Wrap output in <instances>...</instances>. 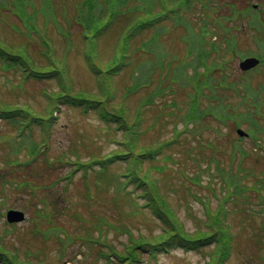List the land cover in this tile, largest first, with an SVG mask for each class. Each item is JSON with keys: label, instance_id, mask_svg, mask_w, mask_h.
Listing matches in <instances>:
<instances>
[{"label": "rangeland", "instance_id": "rangeland-1", "mask_svg": "<svg viewBox=\"0 0 264 264\" xmlns=\"http://www.w3.org/2000/svg\"><path fill=\"white\" fill-rule=\"evenodd\" d=\"M41 1L31 0L33 5L28 6L27 11L32 13L33 10L38 9L41 6ZM63 1L68 5L67 10L71 14L73 12L72 2L75 0H55L53 1L55 9L59 10ZM248 1L261 2L263 0H237V3L243 6L247 5ZM259 4L264 7V3ZM47 9L45 5L43 10ZM227 10L228 7L225 8V11ZM262 19L264 21V14ZM243 22L247 23V18ZM27 28L28 20L21 22L10 11L0 7L1 40L10 43L13 47L18 46L23 49L27 47L30 54L34 56L35 63L43 64L45 58L40 57L38 52L41 49L44 50L45 47L35 34L32 35V38H28L29 35L25 33ZM241 32L242 30L237 28L240 47L244 50H255L256 45L247 37L248 34H244V31L243 34ZM52 39L55 45L62 49L57 44L55 36ZM74 42L79 47L81 46L80 37L79 35L76 37L75 33ZM167 45L171 52L179 54L181 60L186 58L183 56L186 48L180 44L177 34L171 35ZM79 58H72L70 75L77 88H86L93 83ZM1 66L0 63V102L19 106L27 104L35 112L48 113V99L42 92L44 89H55L54 83L34 80L23 82V75L18 70H6L2 69ZM232 66L233 74L242 75L237 72V62H233ZM246 76L250 80L249 90L251 87L255 88L258 83L264 82V78L257 73ZM246 76L242 75L240 79ZM172 84L179 87L178 81H173ZM166 90L168 91L167 94L162 97V103L165 102L166 104L165 108L160 110V103V106L151 107L146 113V120L149 123H156V125L147 132L143 140L154 143L157 139H171L172 136L176 135V131L172 132L174 123L177 124L179 135L173 138L174 147L172 146L167 150L163 149L160 156L154 161V165L166 167L165 174L154 171H151V174L164 187L163 191L168 197V201L174 206L187 231H193L205 220L206 205L209 210L214 211L218 204H225L228 209L226 221L233 227L236 236L233 258L226 264H263L260 257H264V245L259 243L255 236L258 225L263 220V215L254 213L253 209L258 210L262 207L264 190L259 189V185L254 186V177L250 180L244 175L245 173L249 176L250 174H264V157L261 155L264 153V147H261L264 145V141L260 143L258 138V142H254L252 138L247 136L239 141L244 149H235L234 142L240 138H236L234 119L231 118L224 125L218 119L221 123L219 125L211 115H206L201 119L203 122H199L196 126L197 120H193L195 117L191 118L188 128L185 130L179 121L184 112L179 108V104L183 103L185 99L184 94L171 95L169 89ZM226 100L228 101L227 104L230 105L236 106L240 103V97L235 92H230ZM173 101L176 104L175 108L169 106V103ZM202 101L204 106L209 102L207 97H204ZM130 102L131 108H133L136 100ZM249 103L248 101L245 106ZM262 110L264 113V105H262ZM227 113L234 116L232 108H229ZM56 115L55 123L45 132L34 127L21 133V130L16 129L10 123L0 120V168L3 169L0 176L6 178L8 180L7 185H9V187L6 186L5 190L0 191V243L22 258V261L34 264L36 262L74 264L70 261L72 259H75L77 264H113L103 260L100 256L101 248H98L97 244L94 243L100 240L99 230L101 228L103 242L121 249L131 237L157 235L160 232L159 223L154 218L147 216V209H143L145 211L137 209L117 195L105 196L106 202L112 204L109 205L108 211L103 212V196L93 186L94 178L89 179L91 191L96 194V198L93 200H83L85 192L83 182L68 187L66 192L63 191V186L58 184L59 174L63 172L58 158L64 157L74 150H77L81 157H87L88 152L104 154L118 147V145L117 142L105 138L103 130L100 129L101 124L93 116H81L78 111L63 105L60 106L59 110L54 111L53 116ZM257 123L259 129L264 130L262 116L257 117ZM203 125L207 128H203ZM221 126L225 128L222 127L218 134L223 139L215 141V144H212L213 148L207 147L209 146L207 145L208 140L214 143L215 130ZM241 128L246 129V126L242 125ZM261 137L264 138V135ZM38 141L44 143L40 152L34 158L32 156L27 157L29 146L33 142L38 143ZM198 141L206 145L203 150L197 148ZM256 144L260 145L262 151L255 146ZM188 152L190 153L189 156ZM205 154H208L212 160L208 159ZM168 156H172V160L169 161ZM52 161L53 164L50 166ZM21 163L26 164L22 165ZM148 164L149 162H145V168L148 167ZM117 169H122V165L116 164L112 167V170ZM182 171L185 174L195 175L197 182L195 181L194 185L191 186L190 191L196 193L197 199L185 194L189 184L185 182ZM235 172L239 177H244L242 183L255 188L243 189L241 194L236 196L237 202L232 200L234 196L227 191V174ZM81 174V172H77L73 181L82 179ZM55 181H57V188L51 191L45 190L46 185ZM24 182L34 189V196L31 194L32 189L17 190L11 186V184L17 185ZM172 189L177 190V192L172 191ZM53 192L56 196L54 195L52 198L49 195ZM57 196H64L66 199L62 202ZM115 196L119 198L117 205L113 204L116 199ZM56 201H58L57 204ZM63 206L66 208L64 209ZM8 209L24 211L27 220L17 225H6L5 213ZM38 210L52 213L53 225L40 219L37 216ZM79 213L82 214L84 223L77 226L73 218ZM102 213L113 222L112 229L105 226ZM52 226L59 228L60 232H56L54 236L47 238L46 234ZM260 237L263 239L264 236L260 235ZM28 250L31 251L26 253ZM40 250H42L40 256L33 258V254ZM60 251L62 254L59 253ZM210 251L211 249L208 248L191 252L176 249L158 255L152 263L145 260L146 257L143 255L141 258L144 259V264H210ZM44 253H46L45 258ZM61 255L63 257H60Z\"/></svg>", "mask_w": 264, "mask_h": 264}, {"label": "trees", "instance_id": "trees-1", "mask_svg": "<svg viewBox=\"0 0 264 264\" xmlns=\"http://www.w3.org/2000/svg\"><path fill=\"white\" fill-rule=\"evenodd\" d=\"M8 1L11 4L15 0ZM199 1L202 6V8L200 7V10L202 9L200 11L202 14L200 19L201 23L208 24L210 19L208 4H210L211 1ZM127 2L128 0H80L79 3L75 5L76 7L71 17L68 16L64 10L62 11V16H67L68 20L75 23L78 22L80 34L83 38L82 42L85 47L81 52L82 59L87 70L94 79L92 89H76L73 82L69 79V76H67L66 60L61 59L56 54H54L55 57H48L45 55V58H48V60H46L45 65L47 70L44 71H40L36 67V64L30 56L27 57L20 51H15L13 49L12 51L0 47V62L7 66H20L22 74L26 75L27 78H34L36 80L54 79L59 89L53 93V100L80 109L84 113L93 111L104 123L121 131L122 140L119 142L120 150L113 151L104 158H101V171H105L106 168L117 161L125 163V173L122 176L127 183L135 187L139 194L137 198L144 199L143 203L150 208V211L152 210L156 218L160 220L162 226L161 232L156 237H153L152 241L141 237L135 239L131 246H128L120 253L114 251L112 254L119 257L124 264H136L137 261L135 260H137V256L135 251L138 249L148 250L150 255L154 256L157 253L168 252L174 248L199 250L208 247L211 248L210 264H225L230 260L235 251L233 248L236 238V236L232 234V227L225 219L226 211L220 207L214 212H211L210 219L208 218L205 222V227L203 229H197L194 232H188L184 229L183 224L176 215L174 206H171L161 185L159 186L158 180L151 177L149 171H143L141 169V165L144 162L152 160L157 153L161 152L163 147H166L170 143V141L155 147L140 145L139 139L145 134V130L143 129V114L146 105L144 107L138 106V108L136 106L135 109H131L129 106L132 96L137 95L135 92L139 88L147 84L150 85L154 79L160 80L163 75L166 76L168 72L175 75L179 81L184 79L185 72L182 73V68L184 69L185 64H181L180 62L177 63L179 60L177 54L169 53L164 44L166 35L173 31L167 29L162 23L167 15L172 14V21L174 24L186 30L183 39L188 43V50L194 54L193 58L197 61L196 66L201 64L206 65L209 53L211 52L212 54L214 51H218L219 48L214 43H207L200 39L199 33L196 32L193 23L190 22L187 17L188 13L192 12L194 9L193 1L146 0L143 11L135 14L137 12V10H135L134 13H131L132 15L125 16L123 8L126 6ZM16 4L17 7H20L25 5L26 2L21 0V2H16ZM145 10H148L150 14H155V17H150L148 19L144 18ZM46 11L49 15L54 17L53 19L57 18L53 8L52 10L49 8ZM18 12V14L21 13V11ZM36 12L37 11L34 10L35 15ZM44 16L46 17V15ZM115 19L121 20L116 42L111 47L110 52L103 51L98 41L103 35L107 32L110 34L115 28L117 24L116 21H114ZM222 20V18H217L215 22L220 24ZM68 24L61 27V35L70 36ZM251 25L257 29L258 33V35H255L253 38L256 39L259 35L264 34V26L258 27L255 22H252ZM150 32L151 34L149 35ZM230 39L226 37V52L233 54V50L235 49V38L232 37ZM256 42L259 43L260 38H257ZM261 42L264 45L263 38ZM66 55L67 54H65V56ZM103 60L105 62H103ZM212 65L213 63L210 65L207 63L206 68L203 70L204 80L196 81V83L193 82L190 89H187V91L181 89V91L186 94L189 100L190 110L193 111L196 117H203L205 113L216 114L217 116L224 113L221 120H226L227 112L225 109L233 108L235 105L226 103L227 105L225 104L223 107L218 106L220 108H215L209 104L203 109L201 101V98L204 96L203 89L206 85L210 84L212 90V93L209 92L211 94V100L217 99V101L223 105L225 99L220 97V91L226 87L236 88L238 85H241V82L239 83L237 78V80L231 79V75L227 74V69H229L230 66L226 63L221 66H215L225 73L218 77L213 76L221 72L216 71ZM260 72L261 75L264 76V68ZM196 76H194V79ZM115 81L118 82L115 83ZM119 85H122V89L117 91ZM242 85L246 88L243 90L244 97L242 100L246 101L247 97L250 98L252 103L256 105V112L261 115L260 109L261 106L264 105V83L258 84L255 88L251 87V90H249L248 87V85L251 86L250 82L247 83L245 80ZM218 86H220V90ZM164 90L165 88L161 86L157 94L161 93L159 96H162ZM175 91L176 89L173 88L169 94ZM145 100L147 99L142 100V104H144ZM217 101H215V103H218ZM216 109H218L217 112ZM234 111H236V108H234ZM189 113L185 118L190 116ZM0 116L9 119V122L18 128H24L31 124H35L34 120H45L41 115L32 114L27 107L20 106H2L0 108ZM237 117L240 122L246 123L248 121L252 129L250 131L254 135V142H258V138L260 143L264 141V139L259 136L258 130H256L254 126L255 122L250 117L248 111L246 113H239ZM177 135L178 133L176 132L173 138ZM235 144V146L242 148L240 144L236 142ZM201 145L200 143L199 146ZM256 146L259 147L260 145L256 144ZM261 147H264V145ZM34 148H31V151H29L31 155L35 154ZM189 155L190 153L188 152V156ZM261 155L264 157V153ZM183 174L182 176L185 182L189 184L185 194L196 198V193L190 191L191 186L194 185L195 181L197 182L195 175L185 174L184 172ZM235 177L238 176L234 175L230 178L234 179ZM259 182H264V178H261ZM118 187L119 190H121L120 185H118ZM234 187L236 192L240 190L238 185L234 184ZM172 191L177 192V190L174 189H172ZM133 202L137 204L136 201L133 200ZM46 220L51 221V218L46 217ZM256 238L259 243L264 245L259 236H256ZM0 253L3 254L0 255V257H3L4 253L1 247ZM260 258L264 264V257ZM2 262L9 264L6 258H4ZM11 264L15 263L11 262Z\"/></svg>", "mask_w": 264, "mask_h": 264}, {"label": "water", "instance_id": "water-1", "mask_svg": "<svg viewBox=\"0 0 264 264\" xmlns=\"http://www.w3.org/2000/svg\"><path fill=\"white\" fill-rule=\"evenodd\" d=\"M256 63H257V61L254 59H247L241 63V67L243 69H247V68L255 65ZM22 218H23V215L19 212L9 211L7 213V220L9 222H18V221L22 220Z\"/></svg>", "mask_w": 264, "mask_h": 264}]
</instances>
